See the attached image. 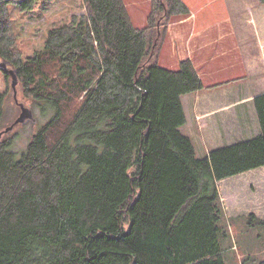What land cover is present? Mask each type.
I'll use <instances>...</instances> for the list:
<instances>
[{"label":"trees","instance_id":"1","mask_svg":"<svg viewBox=\"0 0 264 264\" xmlns=\"http://www.w3.org/2000/svg\"><path fill=\"white\" fill-rule=\"evenodd\" d=\"M37 1L0 0L1 58L51 115L22 151L0 145V264H229L217 184L264 166V93L258 134L199 157L180 129L195 68L150 57L158 29L188 14L183 0H156L143 28L124 0H82L84 14L24 57L9 9ZM5 113L0 93V128ZM248 220L264 228L255 213Z\"/></svg>","mask_w":264,"mask_h":264},{"label":"rangeland","instance_id":"2","mask_svg":"<svg viewBox=\"0 0 264 264\" xmlns=\"http://www.w3.org/2000/svg\"><path fill=\"white\" fill-rule=\"evenodd\" d=\"M183 1L190 8L188 14L173 15L165 30L158 29L157 46L155 45L152 50L151 59H157L162 69L180 70L183 62L181 59L186 58L193 44L188 48L182 37L179 41L172 39V33L175 31L186 38L188 29L186 24H189L193 29L191 36L195 43L191 50V59L196 61L201 72H206V77L215 79L210 81L216 83L214 87H218L219 79L232 78L234 82L249 83L246 86L249 91L264 90V74H259L257 82L249 86L256 81L258 71L262 69L264 62V4L260 0ZM124 3L131 21L138 28L148 25L153 8L158 6L156 0H124ZM9 10L13 19V38L19 54L24 57L43 47L48 31L52 27L69 22L73 15L79 16L86 12L82 0H38L34 8L28 12L15 7ZM156 18H159L157 8ZM162 31L163 36L160 38ZM176 42H180L183 47H179ZM11 81V76L0 69V93H5L6 111L0 132L11 125L21 113V108L14 98ZM17 96L20 102L33 110L36 122L32 123L29 120L14 125L12 130L3 133L0 145L9 143L13 150L22 151L40 127L48 122L51 115H44L41 107L24 96L19 79ZM196 96L197 94L188 92L180 94L179 99L184 114L181 124L183 132L192 138L199 157L205 156L203 153H207L208 147L213 149L241 139L238 131L242 130L240 128L242 125H239V121L230 114H226L231 112H217L218 116L226 114L219 119L216 114L204 113V104L216 102H205L202 94H199L198 116L195 117L201 131L193 130L192 103ZM216 98L219 101L220 95ZM218 121L222 125V131L221 127L216 126ZM249 123L251 130L254 131L255 123L253 120ZM248 134L251 133H246ZM21 153L18 152L17 156L19 157ZM217 185L223 203V223L228 229L226 240L228 263L259 264L264 260V228L251 226L248 215L255 213L258 218H264V166L223 178Z\"/></svg>","mask_w":264,"mask_h":264},{"label":"crops","instance_id":"3","mask_svg":"<svg viewBox=\"0 0 264 264\" xmlns=\"http://www.w3.org/2000/svg\"><path fill=\"white\" fill-rule=\"evenodd\" d=\"M189 7V6H188ZM190 9V8H189ZM191 11V10H190ZM194 19H195V15ZM188 26V29L186 30V38H184L183 34L179 35L177 32L173 31L172 33V39H176L177 41L181 40L180 37L183 38V40H185L188 44V48L192 45L190 52H188L186 54V58L184 60L186 61H191L194 65L195 71L197 73L198 76V80L200 82V86L198 87L197 90L189 92L190 94H197V96L195 97V101L192 103V126L195 130L198 132L201 131V126H199L198 124V120L195 119V117L198 116V109H197V102L200 99L199 94H202V99L204 97V101L208 102V101H214L216 103H210V104H204L205 105V109H204V113H208V114H216L218 119L221 118L225 113H222L220 116H218V113H220V111H228L231 113H226V114H230L232 117H234L236 120L239 121V125L240 128H242V130H239L238 133L239 135H241V139H246V138H250L256 134H258L260 132V125H259V120H258V115L254 106V99L256 96H258L259 94L264 93V90H255V91H249L248 88L246 86H248V84L245 83V81H236L234 82L232 80V78H228V79H219V84L218 87H214L216 85V83H211L210 81L215 80L214 78H211L209 76L206 77V72L203 71L201 72L198 69V66L196 65V61H194L193 59H191V50L194 46V42H193V36H191V33L193 32V29L190 27L189 24H186ZM192 30V31H191ZM176 44L179 47H183V45L176 42ZM179 54V53H178ZM178 56V55H177ZM178 58V57H177ZM181 59V62L184 61ZM262 69H260L258 71V77L256 79V81L252 82L249 86H251L253 83H256L258 78L260 77L259 74H264V62L263 65L261 67ZM216 75V73H215ZM226 80V81H223ZM229 82V83H228ZM202 85V87H201ZM245 87L246 90L243 88ZM220 95V100H216L217 96ZM222 97V98H221ZM183 100V104L184 99ZM221 101H225L223 103H221ZM218 103V104H217ZM225 114V116H226ZM187 115V114H186ZM229 115V116H230ZM188 116H186L187 118ZM250 120H253V122L255 123V129L254 131L251 130L249 124L251 125L252 122L249 123ZM249 123V124H248ZM217 128L221 127V131H222V125L220 124V122L218 121V124H216ZM191 127V128H192ZM183 126H180V129L182 131H184V129H182ZM243 128L246 130H243ZM202 133H204V130L202 129ZM253 131V132H252ZM251 133L246 135V133ZM241 139H236V140H241ZM210 147L207 148V153H203V155H207L208 152L210 151Z\"/></svg>","mask_w":264,"mask_h":264},{"label":"water","instance_id":"4","mask_svg":"<svg viewBox=\"0 0 264 264\" xmlns=\"http://www.w3.org/2000/svg\"><path fill=\"white\" fill-rule=\"evenodd\" d=\"M0 69L3 70L9 76H11V78H12L11 86H12V88L14 90V98H15L16 103L21 108V113L16 118V120L11 125L6 127L3 131L0 132V138H1L3 133L12 130L14 125H16L18 123H25V122H27L29 120L32 121V123H35L36 122V118L34 116L33 110L30 107L26 106L23 102H20L18 100V96H17L18 76H17V74L15 72V69L11 67V65H10V63L8 61L2 59L1 55H0Z\"/></svg>","mask_w":264,"mask_h":264}]
</instances>
